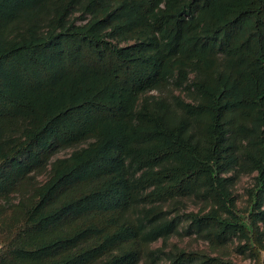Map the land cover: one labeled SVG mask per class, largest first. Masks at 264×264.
<instances>
[{
    "label": "trees",
    "instance_id": "trees-1",
    "mask_svg": "<svg viewBox=\"0 0 264 264\" xmlns=\"http://www.w3.org/2000/svg\"><path fill=\"white\" fill-rule=\"evenodd\" d=\"M48 165L0 223V264H164L151 244L186 196L209 204L187 216L195 233L264 264V0H0V198ZM235 169L256 173L245 215Z\"/></svg>",
    "mask_w": 264,
    "mask_h": 264
},
{
    "label": "rangeland",
    "instance_id": "rangeland-1",
    "mask_svg": "<svg viewBox=\"0 0 264 264\" xmlns=\"http://www.w3.org/2000/svg\"><path fill=\"white\" fill-rule=\"evenodd\" d=\"M77 14L78 13H75L74 16H77ZM124 43L125 42H121V45ZM179 93L185 100H193L194 94L184 90L183 86L181 89H175L173 91V94L175 95H178ZM165 94H167V96L171 95L172 91L169 90L168 92H160L157 90H152L147 92L144 96H147L148 98H160L165 96ZM87 143V141H84L71 147L58 148L54 150L51 161L56 158L67 157L73 150L84 147L87 145ZM48 170L49 165L39 174L30 173L27 176L28 178L24 181L22 189L11 192L5 198H0V223L5 222L6 224V222L8 223L11 221V218L19 216L17 214L20 213V207L22 206V203H26L28 198L26 197L28 194L27 192H29L33 186L32 184L42 182L47 177ZM226 176L232 177L230 181V190L235 200L236 211L239 214H247L248 211L254 207L253 198L250 195V192L255 187L256 173L235 169L228 172ZM164 208L167 210L169 217L175 216L176 219H179L180 223L177 233L172 234L165 241L159 239L151 244L152 248L159 249V255L161 257L162 263H167L171 254L170 252H172L175 248H182L188 251H205L213 255L221 254L237 264H253L254 260L247 252L240 253L239 251L238 245L244 243V241L239 242V240L234 237L222 247L214 249L212 246H210L207 240H204L197 233H195L191 227H189V222L187 220L188 214L191 212H206L209 208L207 201H204L198 196H186L172 201ZM262 208H264V206ZM258 225L259 229L264 231V220L260 221ZM4 229V226L0 225V236L1 234H8V232Z\"/></svg>",
    "mask_w": 264,
    "mask_h": 264
}]
</instances>
